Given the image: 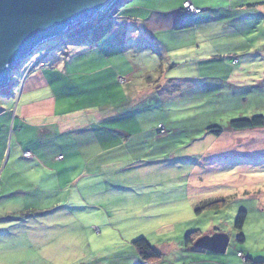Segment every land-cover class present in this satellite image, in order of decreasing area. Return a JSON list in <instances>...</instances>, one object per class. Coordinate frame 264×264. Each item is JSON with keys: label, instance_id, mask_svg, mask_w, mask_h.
<instances>
[{"label": "rangeland", "instance_id": "374dc122", "mask_svg": "<svg viewBox=\"0 0 264 264\" xmlns=\"http://www.w3.org/2000/svg\"><path fill=\"white\" fill-rule=\"evenodd\" d=\"M240 1L248 10L240 38L250 47L226 60L257 77L250 86L224 88L213 100L200 91L125 93L133 101L114 107V122H84L65 133L76 150L64 148L57 159L44 156V149L56 150L57 128L18 135L9 99L17 98L14 88L31 66L66 36L42 45L13 71L0 91V264H144L133 245L142 238L162 253L154 264L264 262V128H230L231 121L264 116V0ZM83 83L81 90L100 85ZM213 127L224 133H208ZM112 130L122 155L96 162L98 133ZM100 167L101 174L89 175ZM241 211L247 219L238 229ZM190 233L201 234L198 239L227 234L228 248L222 254L194 250L185 242Z\"/></svg>", "mask_w": 264, "mask_h": 264}, {"label": "crops", "instance_id": "0c3cea01", "mask_svg": "<svg viewBox=\"0 0 264 264\" xmlns=\"http://www.w3.org/2000/svg\"><path fill=\"white\" fill-rule=\"evenodd\" d=\"M187 1L202 12L186 11ZM247 11L240 0H126L104 25L71 38L47 54L41 64L31 66L17 98L13 95L9 99V107L14 104L18 135L30 132L32 136L36 129L56 127V150L44 149V156L57 159L63 156L64 148L72 154L76 150L73 139L72 149L68 148L72 145L65 133L82 128L86 122H114V107L133 101L125 99V93L200 91L211 93L213 100L224 88L250 86L253 75L232 68L226 60L250 47L240 38V31L248 28ZM145 34L147 38L141 39ZM118 35L127 39H118ZM88 80L100 85L81 90L79 86ZM95 93L98 95L93 97ZM2 123L7 127L8 122ZM98 136L97 145L102 150L92 154L96 162L100 157L117 159L122 155L118 133L104 131ZM62 168L63 164L58 170ZM102 172L100 167L89 175ZM136 256L140 257L137 250Z\"/></svg>", "mask_w": 264, "mask_h": 264}, {"label": "water", "instance_id": "95a60500", "mask_svg": "<svg viewBox=\"0 0 264 264\" xmlns=\"http://www.w3.org/2000/svg\"><path fill=\"white\" fill-rule=\"evenodd\" d=\"M112 0H0V91L42 45L91 23ZM224 233L201 236L195 248L225 253Z\"/></svg>", "mask_w": 264, "mask_h": 264}, {"label": "trees", "instance_id": "16d2710c", "mask_svg": "<svg viewBox=\"0 0 264 264\" xmlns=\"http://www.w3.org/2000/svg\"><path fill=\"white\" fill-rule=\"evenodd\" d=\"M122 5L123 4H121L120 6H122ZM116 11L117 10H115L114 13ZM100 26H102V25H100V21L98 19H95L91 23H87L86 25H82V26L74 29L73 31H71L67 35H65L66 39H64V41H62L63 44L61 45V47L64 46L68 42V40H70L71 38H73L77 35H81L83 33L89 32V31L96 29L97 27H100ZM230 128L233 131L264 128V116L255 115L251 118L231 121L230 122ZM159 131H160V129H159ZM208 133L214 134L216 136H221L224 133V130L221 127H213V128L208 129ZM207 206L210 208H213L216 206V204L208 202ZM246 219H247V213L245 211H241L239 213L237 221H236V227L238 229H242L245 222H246ZM200 235L201 234H197V233L187 234L185 236V242H186L187 246H192L195 250L196 249L198 250V248H195L194 243ZM241 240H244L243 236H241ZM133 245H134V248L138 251L141 259L144 262L155 263V262H159L162 260V253H160L157 249H155L149 243V241H147L145 238H142V239L135 241L133 243ZM245 264H264V262L254 263L253 261L246 260Z\"/></svg>", "mask_w": 264, "mask_h": 264}, {"label": "built area", "instance_id": "2783aa9c", "mask_svg": "<svg viewBox=\"0 0 264 264\" xmlns=\"http://www.w3.org/2000/svg\"><path fill=\"white\" fill-rule=\"evenodd\" d=\"M125 1L126 0H112L110 2V4L105 8V10L102 13H100L95 19H98L100 21V25L105 24L108 21V19L111 17V15L114 13V11L116 9H118L120 7V5L123 4ZM184 9L186 11L192 12V13H200V12H202V9L196 8L189 1L184 3ZM62 44L63 43H61L60 45H62ZM14 89H15L16 93H20V91H21V88L20 89L14 88ZM164 131H165L164 127L160 128V133H162ZM31 156H32V154L30 152H27V153L24 154V157H26V158H30Z\"/></svg>", "mask_w": 264, "mask_h": 264}, {"label": "snow or ice", "instance_id": "6c2138e0", "mask_svg": "<svg viewBox=\"0 0 264 264\" xmlns=\"http://www.w3.org/2000/svg\"><path fill=\"white\" fill-rule=\"evenodd\" d=\"M116 38L118 39H127L126 36H123V35H118ZM147 38V34H145V36L141 37V39H146Z\"/></svg>", "mask_w": 264, "mask_h": 264}]
</instances>
